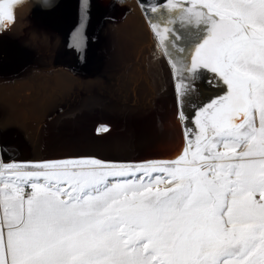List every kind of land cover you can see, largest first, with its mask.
Instances as JSON below:
<instances>
[{
  "label": "snow or ice",
  "instance_id": "6c2138e0",
  "mask_svg": "<svg viewBox=\"0 0 264 264\" xmlns=\"http://www.w3.org/2000/svg\"><path fill=\"white\" fill-rule=\"evenodd\" d=\"M138 7L195 131L143 164L0 159V264H264V0ZM177 22L197 33L188 47Z\"/></svg>",
  "mask_w": 264,
  "mask_h": 264
},
{
  "label": "water",
  "instance_id": "95a60500",
  "mask_svg": "<svg viewBox=\"0 0 264 264\" xmlns=\"http://www.w3.org/2000/svg\"><path fill=\"white\" fill-rule=\"evenodd\" d=\"M140 2L19 0L0 30V159L176 157L184 146L176 73ZM176 27L190 46L197 33Z\"/></svg>",
  "mask_w": 264,
  "mask_h": 264
},
{
  "label": "bare ground",
  "instance_id": "6f19581e",
  "mask_svg": "<svg viewBox=\"0 0 264 264\" xmlns=\"http://www.w3.org/2000/svg\"><path fill=\"white\" fill-rule=\"evenodd\" d=\"M3 0H0V3L2 2ZM127 1H133L134 3H137V0H127ZM1 27L2 26H0V30H1ZM174 69V68H173ZM178 81H176L175 82V84L177 83ZM176 93H177V97L179 98V94H178V92L176 91ZM180 108H181V104L179 105V110H180ZM185 111L187 112V113H189L190 114V116H191V114H192V108H191V106H188V107H186L185 108ZM179 120H180V122H181V126H182V130H183V137H184V146L186 145V139H185V131H186V129L187 128H191V129H193L194 131H195V125H194V121L190 118L189 119V121L188 122H185V121H183V120H181L180 118H179ZM98 129H100L101 130V127H99ZM169 137V129L167 128V126L166 125H161L160 127H159V129H158V132H157V138H160V139H167ZM67 159H70V158H67ZM59 160H64V159H59ZM57 161V160H56ZM14 162H16V163H21V164H35V163H40V162H44V161H32V162H30V161H14ZM112 163H118V164H126L127 162H112ZM134 163H136V162H134Z\"/></svg>",
  "mask_w": 264,
  "mask_h": 264
},
{
  "label": "rangeland",
  "instance_id": "374dc122",
  "mask_svg": "<svg viewBox=\"0 0 264 264\" xmlns=\"http://www.w3.org/2000/svg\"><path fill=\"white\" fill-rule=\"evenodd\" d=\"M156 161H159V160H156ZM12 162H14V161H12ZM146 162H149V161H142V162H136V163H134V162H127L126 164H128V165H130V164H143V163H146Z\"/></svg>",
  "mask_w": 264,
  "mask_h": 264
}]
</instances>
